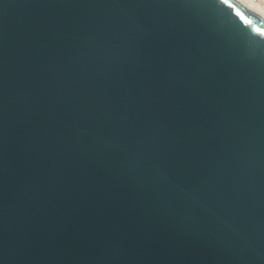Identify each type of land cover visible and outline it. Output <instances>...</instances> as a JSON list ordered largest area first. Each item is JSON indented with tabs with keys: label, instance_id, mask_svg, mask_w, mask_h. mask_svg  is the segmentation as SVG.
<instances>
[{
	"label": "water",
	"instance_id": "obj_1",
	"mask_svg": "<svg viewBox=\"0 0 264 264\" xmlns=\"http://www.w3.org/2000/svg\"><path fill=\"white\" fill-rule=\"evenodd\" d=\"M0 264H264V14L0 0Z\"/></svg>",
	"mask_w": 264,
	"mask_h": 264
},
{
	"label": "bare ground",
	"instance_id": "obj_2",
	"mask_svg": "<svg viewBox=\"0 0 264 264\" xmlns=\"http://www.w3.org/2000/svg\"><path fill=\"white\" fill-rule=\"evenodd\" d=\"M244 1L264 14V7L260 5L257 1L255 0H244Z\"/></svg>",
	"mask_w": 264,
	"mask_h": 264
},
{
	"label": "built area",
	"instance_id": "obj_3",
	"mask_svg": "<svg viewBox=\"0 0 264 264\" xmlns=\"http://www.w3.org/2000/svg\"><path fill=\"white\" fill-rule=\"evenodd\" d=\"M255 1H257L260 5L264 7V0H255Z\"/></svg>",
	"mask_w": 264,
	"mask_h": 264
}]
</instances>
